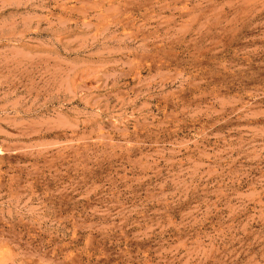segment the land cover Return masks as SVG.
Listing matches in <instances>:
<instances>
[{"label":"rangeland","instance_id":"374dc122","mask_svg":"<svg viewBox=\"0 0 264 264\" xmlns=\"http://www.w3.org/2000/svg\"><path fill=\"white\" fill-rule=\"evenodd\" d=\"M0 264H264V0H0Z\"/></svg>","mask_w":264,"mask_h":264}]
</instances>
